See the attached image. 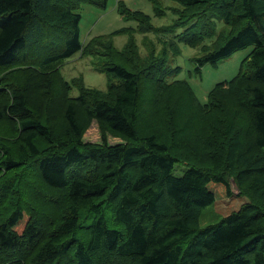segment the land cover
Segmentation results:
<instances>
[{
	"label": "trees",
	"instance_id": "obj_1",
	"mask_svg": "<svg viewBox=\"0 0 264 264\" xmlns=\"http://www.w3.org/2000/svg\"><path fill=\"white\" fill-rule=\"evenodd\" d=\"M169 1L178 5L170 26L156 29L118 1L136 27L82 43L81 6L107 0H0V264H264V0ZM146 33L165 38L160 53L139 54L135 34ZM118 35L127 37L120 50ZM181 44L200 47L195 76L251 51L201 103L185 80L166 81L181 72L168 64ZM78 53L104 74L106 91L62 77ZM141 119L195 130L215 149L213 166L176 176L183 160L168 139L141 135ZM90 122L123 143L103 134L85 143ZM231 178L248 201L200 227L203 209L233 196Z\"/></svg>",
	"mask_w": 264,
	"mask_h": 264
},
{
	"label": "rangeland",
	"instance_id": "obj_2",
	"mask_svg": "<svg viewBox=\"0 0 264 264\" xmlns=\"http://www.w3.org/2000/svg\"><path fill=\"white\" fill-rule=\"evenodd\" d=\"M122 1L125 6L131 11H141L151 18V24L156 29H162L172 24L174 15L170 8L178 7L176 3L169 0H158L159 7L164 12L161 16H156L154 5L149 0H107L105 9L98 8L93 5H82L79 11L81 15L80 20V41L87 42L94 37L110 35L114 31L122 28H135L137 22L134 20H123L117 13L116 4ZM182 30L168 33L164 36L171 39L174 35L181 33ZM127 37L125 35L116 36L114 46L120 50L126 43ZM161 38V39H160ZM135 40L138 45L139 54L144 57L148 54L149 49H153L155 53H160L163 49V41L165 38L159 33L135 34ZM148 48V49H147ZM181 53L179 56H172L168 54V64L172 67H181L180 74L166 79L168 83L174 80H185L191 86L196 97L201 103L206 101L207 93H209L217 84L231 81L236 77L242 65V62L247 58L251 48H247L236 52L230 58L219 62L216 66L209 64L201 69L200 76H195V64L190 61L191 58L200 56L198 48H188L180 45ZM245 70V67H242ZM62 77L70 82L73 79L82 77L83 83L86 87L100 91H106L108 88V81L104 74L98 73L93 69L92 58H81L79 53L75 54L70 59L66 60L60 69ZM70 97H76L78 90L72 86ZM182 124L198 123L200 119H177ZM206 124L211 119H202ZM164 119H141L139 123V133L141 135L158 134L162 140L168 139L172 143V153L180 157L183 162L176 165L174 174L180 176L188 165H195L202 168L209 169L213 166L210 161L209 153L212 152V146L201 143L200 138L197 137V132L194 130L185 131V134H179L175 130H171L172 122L167 120V127H161ZM164 123V124H166ZM209 122L208 124H210ZM180 124V125H182ZM173 133V136H172ZM102 134L106 137L107 142L111 145L123 143V140L117 136H113L109 132H102L98 129L95 122H90L88 128L83 133V141L89 144H100ZM188 143L187 145H185ZM215 150V149H214ZM248 199L245 196L233 195L227 199H218L212 205L202 210L200 218V227H205L208 224H215L228 214L237 211L241 205L246 203Z\"/></svg>",
	"mask_w": 264,
	"mask_h": 264
},
{
	"label": "water",
	"instance_id": "obj_3",
	"mask_svg": "<svg viewBox=\"0 0 264 264\" xmlns=\"http://www.w3.org/2000/svg\"><path fill=\"white\" fill-rule=\"evenodd\" d=\"M230 184H231V188H232L231 190H232L233 195H238L239 194V189H238V187H237V185H236V183H235L233 178L230 179Z\"/></svg>",
	"mask_w": 264,
	"mask_h": 264
},
{
	"label": "bare ground",
	"instance_id": "obj_4",
	"mask_svg": "<svg viewBox=\"0 0 264 264\" xmlns=\"http://www.w3.org/2000/svg\"><path fill=\"white\" fill-rule=\"evenodd\" d=\"M76 29H77V27H76Z\"/></svg>",
	"mask_w": 264,
	"mask_h": 264
},
{
	"label": "crops",
	"instance_id": "obj_5",
	"mask_svg": "<svg viewBox=\"0 0 264 264\" xmlns=\"http://www.w3.org/2000/svg\"><path fill=\"white\" fill-rule=\"evenodd\" d=\"M127 39V38H126Z\"/></svg>",
	"mask_w": 264,
	"mask_h": 264
}]
</instances>
